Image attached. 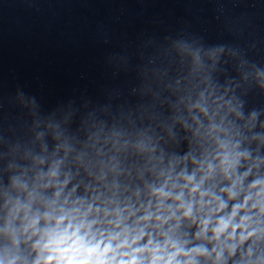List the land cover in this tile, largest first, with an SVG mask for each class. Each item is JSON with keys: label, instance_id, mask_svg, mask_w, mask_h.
<instances>
[{"label": "water", "instance_id": "water-1", "mask_svg": "<svg viewBox=\"0 0 264 264\" xmlns=\"http://www.w3.org/2000/svg\"><path fill=\"white\" fill-rule=\"evenodd\" d=\"M218 141L247 153L245 186L264 182V0H0V257L33 264V245L74 207L111 232L116 212L147 204L161 168L183 161L175 173L190 175ZM16 179L37 186L27 220L8 214L28 203Z\"/></svg>", "mask_w": 264, "mask_h": 264}, {"label": "clouds", "instance_id": "clouds-1", "mask_svg": "<svg viewBox=\"0 0 264 264\" xmlns=\"http://www.w3.org/2000/svg\"><path fill=\"white\" fill-rule=\"evenodd\" d=\"M139 147L145 150L144 145ZM238 147V143L218 141L214 154L203 155L199 162L191 161L195 170L190 175L183 168L175 173V167L183 161H170L166 169L161 168L157 173L162 183L150 187L147 204L136 209L142 214L134 218L136 212L131 209H125L127 216L116 212L115 219L109 221L111 232L93 233L96 221L84 223L91 206L82 214L78 208H72L60 215L54 227L33 245L37 250L33 264H229L230 261L231 264H264V253L255 248L264 236L259 227V218L264 216V182L253 179L245 186L253 169L240 171L247 153L237 151ZM57 169L58 165H53L46 175L37 178L38 182L43 181L44 187H48L56 180ZM66 184L67 178L59 189ZM13 187L27 193L28 203L21 205L17 199L8 214L15 220L23 212L27 220L37 186L27 192V182L16 179ZM59 194L57 191V197ZM10 203L6 200L5 207ZM254 210L255 219L251 215ZM44 218H48L47 214ZM39 219L33 218L23 231L27 233L31 229L32 235H36L34 229ZM129 219L130 226L126 224ZM181 221L187 222L189 228L194 227L191 239L187 234H178ZM9 229L6 222L5 233ZM12 237L15 248L14 231ZM18 259L14 251L10 254L5 248L0 264H18Z\"/></svg>", "mask_w": 264, "mask_h": 264}]
</instances>
